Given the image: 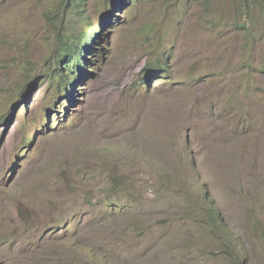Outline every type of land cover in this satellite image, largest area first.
Instances as JSON below:
<instances>
[{"label":"rangeland","instance_id":"1","mask_svg":"<svg viewBox=\"0 0 264 264\" xmlns=\"http://www.w3.org/2000/svg\"><path fill=\"white\" fill-rule=\"evenodd\" d=\"M81 10L0 0V264H264V0ZM98 29L56 100L59 48Z\"/></svg>","mask_w":264,"mask_h":264},{"label":"trees","instance_id":"2","mask_svg":"<svg viewBox=\"0 0 264 264\" xmlns=\"http://www.w3.org/2000/svg\"><path fill=\"white\" fill-rule=\"evenodd\" d=\"M78 0H68L69 2V6L71 4V7H76L78 9H80V11H82L81 9L83 8V6L86 4V2L88 0H79V3H76ZM87 28L89 29V31L92 29V25L91 24H87ZM102 30V29H100ZM99 31V29H98ZM103 37V32L99 35H97V31L94 30L92 31L91 34H87L84 36V31H82L79 34V38L77 40H75L76 42H73L74 40L71 39L70 42L66 41L61 45V48H59V50L61 51V54L59 56V58L61 60H58L57 62V72L51 76V79L53 81H55L56 79H58V74L59 73H63L64 69L69 70V68L74 65V69L73 72H70V74H72L73 76L77 75V78H79V81L75 82L76 78L71 81L68 80V78L66 77L65 80L63 82H61V80L59 81L58 85L62 84L61 86H63V93H65V89L66 87H76V85L82 81V79L84 77H86L88 74L86 73V71H84L79 64L81 63V59L84 56V54L86 56H89L92 54V48L95 47L98 43L99 40L98 38ZM88 43H90L91 45H88ZM91 47V48H90ZM83 62L87 63V59H83ZM62 63V65H61ZM88 65V64H87ZM73 83V84H72ZM33 139H30L29 141L25 142V144H29ZM206 215L209 216L210 219V224L211 226L208 224V226L212 227V228H217L218 226H220V224L218 223V218L216 216V211L214 209V207H210L209 209H206ZM231 246H226L225 247V254L227 257H232L233 256V252L231 251ZM238 264V263H237Z\"/></svg>","mask_w":264,"mask_h":264},{"label":"clouds","instance_id":"3","mask_svg":"<svg viewBox=\"0 0 264 264\" xmlns=\"http://www.w3.org/2000/svg\"><path fill=\"white\" fill-rule=\"evenodd\" d=\"M98 21H101V20H98ZM87 29H88V28H87ZM88 30H89V29H88ZM93 31H94V30H93ZM99 31H101V33H102V30L99 29ZM91 33H92V32H91ZM91 33H90V34H91ZM79 34H80V33H79ZM84 36H85V35H84ZM78 38H79V36H78ZM78 38H77V39H78ZM77 39H73V40H74L73 42H76L75 40H77ZM84 56H85V58L88 59V56H86L85 54H84ZM84 56H83V57H84ZM83 57H82V59H83ZM82 59H81V61H80L81 63L79 64V66H80L84 71H86L85 68H84L83 66H85V67H89V63H88V62H87V63L83 62ZM87 64H88V65H87ZM57 68H58V66L55 68L54 73L57 72ZM69 69H70V68H69ZM66 72H68V70H66ZM71 72H73V71H71ZM86 73L89 74V72H87V71H86ZM67 74H68V73H67ZM53 75H54V74H53ZM51 76H52V75H51ZM87 76H88V75H87ZM58 77L61 78V82H63L67 76H66V73H59V74H58ZM72 77H73V76H72ZM75 77H76L75 82L79 81V78H77V75H75ZM59 78L56 79L55 81H53V80L51 79V80H52V83L56 82V84H57L56 92H55L56 100L61 99V97H62L61 94H63V95L65 94L66 97H67V100L70 101V104H73V102H72V101H73V98H74V94H73V92L76 90L77 85H78L81 81L76 85V87H73V88H72V87H66V89H65V93H63V86H61L62 84L58 85V83H59V81H60ZM67 78H68V77H67ZM84 78H85V77H84ZM84 78H83V79H84ZM62 79H63V80H62ZM74 79H75V78H74ZM83 79H82V80H83ZM58 86H59V88H58ZM69 91L71 92V94H69ZM55 104H56V102H55ZM63 105H64V104H62V103L59 105V109L62 110V111L64 110V106H63ZM49 113H50V109H47V110L44 112L43 116H42V118H45V125L48 123V124H47V127H50V124H49V121H50ZM55 113H56V115H53V116H56L55 121L58 122V118H59V117H58V114H59V112L57 111V112H55ZM53 116H52V117H53ZM43 127H44V126H43ZM30 139H34V138H30ZM30 139H29V140H30ZM24 140H25V139H24ZM29 140H27V141H29ZM27 141H25V142H27ZM31 142H32V141H31ZM31 142H30V143H31ZM30 143H29V144H30ZM27 145H28V144H27Z\"/></svg>","mask_w":264,"mask_h":264},{"label":"bare ground","instance_id":"4","mask_svg":"<svg viewBox=\"0 0 264 264\" xmlns=\"http://www.w3.org/2000/svg\"><path fill=\"white\" fill-rule=\"evenodd\" d=\"M118 9H120V8H118ZM222 40V39H221ZM218 44V43H217ZM215 45V44H214ZM213 46V45H212ZM218 46V45H217ZM216 47V46H215ZM215 47H213V48H215ZM213 48H211V50H212V55H214V50H213ZM218 49V48H217ZM215 55H216V53H215ZM217 122L218 123H220V125L222 126V125H224V121L223 120H218L217 119ZM216 122V123H217ZM213 127V137H217L218 136V130H215V127H214V125L212 126ZM217 131V132H216ZM21 193V192H20ZM20 195V194H19ZM22 197V196H21ZM3 213H5V214H8V204L6 203V202H4L2 199H0V218H3V215H5V214H3ZM6 216V215H5ZM8 217H9V215H8ZM3 222V221H2ZM17 226V225H16ZM9 228V227H8ZM19 250V249H18ZM17 250V251H18ZM22 250V249H21ZM15 251H16V249H15ZM16 251V252H17ZM20 251V250H19ZM14 252V251H13ZM13 252H11V253H13ZM24 252V251H23ZM15 254V253H14ZM21 254H22V252H21ZM25 254V253H24ZM23 254V256H25ZM16 256V255H15ZM19 256H21V255H19ZM13 257V256H12ZM28 257V256H27ZM17 259V258H16Z\"/></svg>","mask_w":264,"mask_h":264}]
</instances>
